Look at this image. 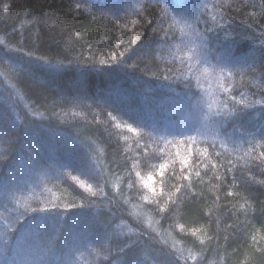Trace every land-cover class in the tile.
Returning a JSON list of instances; mask_svg holds the SVG:
<instances>
[{"label": "trees", "instance_id": "16d2710c", "mask_svg": "<svg viewBox=\"0 0 264 264\" xmlns=\"http://www.w3.org/2000/svg\"><path fill=\"white\" fill-rule=\"evenodd\" d=\"M0 37V264H264V0H0Z\"/></svg>", "mask_w": 264, "mask_h": 264}, {"label": "rangeland", "instance_id": "374dc122", "mask_svg": "<svg viewBox=\"0 0 264 264\" xmlns=\"http://www.w3.org/2000/svg\"><path fill=\"white\" fill-rule=\"evenodd\" d=\"M1 37H0V41H1ZM1 43V42H0ZM5 45V44H4ZM9 84V83H8ZM10 87V89H11V91H12V93H13V98L15 99V101H18V100H23V99H21L22 97H20L21 95H19L18 94V92L16 91V89H14V88H12L11 87V85L9 86ZM1 100V99H0ZM6 105V104H5ZM7 106V105H6ZM182 120H186V118L185 117H182ZM26 158H27V156H26ZM26 158H24V159H26ZM26 162V161H25ZM24 161H20V163H18V166L14 169V170H12L10 173H9V178L10 177H14L15 175H17V173H22L23 172V169H19V168H28L27 167V164L25 163ZM18 168V169H17ZM28 181H29V179H27L26 177H22L19 181H18V183H17V185L16 184H12V185H14L15 187H11V186H9V185H5V184H0V212L2 211L1 209H3L4 207H6L7 209L9 208V206H11V205H16L19 201H17V199H18V195H15V194H13L14 192H12L11 193V190L9 189V188H11V189H13L14 191H16V190H18L19 189V187H24V185H27L28 184ZM28 186V185H27ZM25 188V187H24ZM145 218V217H144ZM1 222H3V220L1 219V216H0V228H3V224L1 223ZM35 222V221H34ZM145 222L147 223V224H150V226L151 227H153L154 229L156 228V226H152L151 224H152V222L150 221V219L148 218H145ZM32 223V222H31ZM30 223V224H31ZM36 229L34 228V227H32V225H26L25 227H24V229L22 230V233H21V235L20 236H23L24 238L25 237H31V235H35V233H36ZM21 243V247L22 246H26V242H25V239H22V241L20 242ZM20 247V248H21Z\"/></svg>", "mask_w": 264, "mask_h": 264}, {"label": "snow or ice", "instance_id": "6c2138e0", "mask_svg": "<svg viewBox=\"0 0 264 264\" xmlns=\"http://www.w3.org/2000/svg\"><path fill=\"white\" fill-rule=\"evenodd\" d=\"M225 2L227 3V2H229V0H225ZM213 19H215V18H213ZM132 23L135 24L136 21H132ZM0 42H2V41H0ZM220 72L223 73V72H224V69L221 68V69H220ZM229 75H231V73H229ZM215 114H216V115H220V112L218 111V112L215 113ZM205 119H211V117H210V116H206ZM130 130L133 131V132L136 131V129H131V128H130ZM190 139H193V140H194V138H190ZM260 155H261V156H264V153H261ZM161 175H163L162 172H161ZM149 179H151V177H149ZM89 190H90V186H89Z\"/></svg>", "mask_w": 264, "mask_h": 264}]
</instances>
